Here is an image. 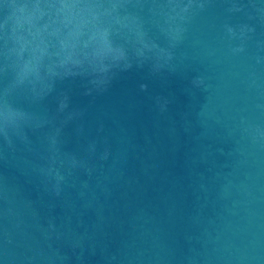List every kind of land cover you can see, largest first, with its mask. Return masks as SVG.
I'll return each instance as SVG.
<instances>
[{
  "label": "water",
  "instance_id": "95a60500",
  "mask_svg": "<svg viewBox=\"0 0 264 264\" xmlns=\"http://www.w3.org/2000/svg\"><path fill=\"white\" fill-rule=\"evenodd\" d=\"M5 105L0 264H264V0H0Z\"/></svg>",
  "mask_w": 264,
  "mask_h": 264
},
{
  "label": "clouds",
  "instance_id": "9594fccd",
  "mask_svg": "<svg viewBox=\"0 0 264 264\" xmlns=\"http://www.w3.org/2000/svg\"><path fill=\"white\" fill-rule=\"evenodd\" d=\"M13 9L15 14L17 6L12 4L8 5ZM123 57V51L119 46H113L106 40L103 32L98 33L96 40L90 51L83 54L82 58L76 63L81 66L93 67L96 71H106L111 65L103 63L104 59H110L112 63L119 61ZM27 73L21 72L17 83H22ZM23 118L22 113L10 111L7 106L0 107V129L6 127L10 123L15 124L19 119Z\"/></svg>",
  "mask_w": 264,
  "mask_h": 264
}]
</instances>
